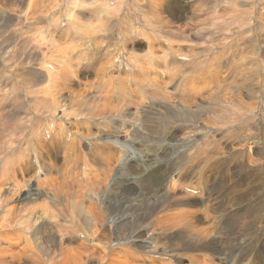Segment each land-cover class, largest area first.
I'll list each match as a JSON object with an SVG mask.
<instances>
[{
	"label": "rangeland",
	"instance_id": "obj_1",
	"mask_svg": "<svg viewBox=\"0 0 264 264\" xmlns=\"http://www.w3.org/2000/svg\"><path fill=\"white\" fill-rule=\"evenodd\" d=\"M104 7L119 10L114 15ZM80 22L98 26L90 46ZM32 36L44 50L78 51L61 70L53 61L58 57L51 65L39 61L44 50L33 46ZM11 47L18 59L33 57L30 68L44 73L42 80L21 79L26 72L11 64ZM84 48L99 56L84 58ZM120 50V70L101 75ZM50 69L58 74L54 83L45 76ZM80 98L113 112L92 117L84 106L74 117ZM80 116L91 118L76 121ZM112 119L116 129L109 132ZM113 134L119 136L104 139ZM120 148L145 160L144 171L123 160ZM82 153L89 173L75 161ZM166 162L165 177L181 178L191 189L203 185L206 200L183 210L188 193L175 179L150 190L126 172L132 167L139 176ZM32 167L41 174L34 177ZM67 178L92 181L95 190L71 192L75 185ZM71 199L89 208L88 231L79 228L86 223L76 222V212L71 215ZM0 202V264H234L252 251L260 254L264 0H0ZM115 209L134 213L126 221L137 233L134 243L115 237L109 217Z\"/></svg>",
	"mask_w": 264,
	"mask_h": 264
},
{
	"label": "bare ground",
	"instance_id": "obj_2",
	"mask_svg": "<svg viewBox=\"0 0 264 264\" xmlns=\"http://www.w3.org/2000/svg\"><path fill=\"white\" fill-rule=\"evenodd\" d=\"M74 1V0H73ZM78 2H79V0H77ZM74 3V2H73ZM75 5L77 4V3H74ZM101 11H103V12H107V13H109V12H113V14L115 15L116 13H118V10H119V8H113V9H111V7H110V9H106L105 7L104 8H102V9H100ZM70 12H72V11H70ZM70 16H73L72 14L70 15ZM75 18L76 17H72V19L73 20H75ZM107 18V17H106ZM110 18H112V17H110ZM237 18V17H236ZM79 20H80V18H78V22H79ZM104 21V20H103ZM112 21V20H111ZM48 23H50L49 21H47ZM102 23V22H101ZM80 27H85V29H84V35H82L81 37L82 38H84V40H87L88 39V42H87V44H88V46H90V42L91 41H89L90 39H91V37L93 38V37H95V34H98L99 33V31H98V26L97 25H93V24H91L90 26L88 25V26H86V25H84V24H82V22H80V24H78ZM84 25V26H83ZM117 25V24H116ZM24 26V25H23ZM22 26V27H23ZM21 27V26H20ZM114 27V26H113ZM117 27V26H116ZM119 27V26H118ZM118 27L116 28V30H115V32H117V30H120V31H122V28L121 29H118ZM16 29H18V28H16ZM50 29V26L48 25L47 26V31ZM114 29H115V27H114ZM113 29V30H114ZM81 28H80V34H81ZM16 31V30H15ZM12 33V32H11ZM27 33V32H26ZM35 34H37V33H35ZM34 34V35H35ZM115 34V33H114ZM118 34V33H117ZM217 34V33H216ZM6 35V34H5ZM120 35V34H119ZM49 36V35H48ZM30 37V36H29ZM28 37V38H29ZM32 38V43H33V46H35V48H38L39 50L41 49V48H43L42 50H44V45L39 41V38H38V36H32L31 37ZM13 40V39H12ZM49 41L51 40V39H48ZM48 40L46 39V40H44V41H46V42H48ZM86 42V41H85ZM3 44V43H2ZM16 44V43H15ZM75 44V43H74ZM116 44V43H115ZM82 45H84V44H82ZM87 46V47H88ZM12 48V50H9V53H10V51H11V64H13V65H15V63H17V66L19 67V68H21L22 70H25L24 72H26L23 76H21V74H20V77H21V79H24L25 81H30V83L29 84H32V83H34L35 82V79H39V80H42L43 79V76H44V73H42V74H40V73H37V72H35V71H32L31 70V68H30V66L32 67V64L31 63H33V57L32 56H28V55H24V56H22L20 59H18V57H17V50L14 48V47H11ZM28 48V47H27ZM25 49V48H24ZM47 49V50H46ZM43 52H42V50H40L41 52H42V54H40V57H39V61L40 60H44V61H46V65H51L52 64V59H53V57L54 58H56V57H58V58H56V59H53V61H56L57 62V67H59L61 70H62V68L63 67H65V66H67V62L69 61V56L70 57H73V51L75 50V52H74V55L76 54V52L78 51V49H77V47H75V49L74 50H72V53L69 55V50L66 48V47H60V48H56V50L55 51H52V50H50V49H48V48H46ZM81 49V48H80ZM35 50V49H34ZM84 50H87V48H84ZM92 50V49H91ZM122 50V49H121ZM121 50H120V52L116 55V57L115 58H117V62H112V66L111 67H105L103 70L105 71L104 73H102L101 75H104V74H106V73H108V72H110V71H113V70H120V65H121V63L123 62V54L121 53ZM95 51V50H94ZM117 51H118V49H117ZM23 52V51H22ZM93 52V51H92ZM92 52H90V50H87V51H85V53L83 52V53H81V54H84V58H87V55H96L97 54V52H94V53H92ZM99 52V51H98ZM115 52H116V50H115ZM122 52H123V50H122ZM19 53V52H18ZM24 53V52H23ZM100 53V52H99ZM14 54V55H13ZM22 54V53H21ZM37 54V53H36ZM116 54V53H115ZM114 54V55H115ZM80 55V54H79ZM102 55V54H101ZM100 55V56H101ZM108 54H106V56H107ZM99 56V55H98ZM98 56H95V57H98ZM113 56V55H112ZM111 56V57H112ZM104 57V56H103ZM15 58V59H14ZM114 59V57H112V60ZM38 60V59H37ZM115 60V59H114ZM21 63H20V62ZM55 62V63H56ZM54 63V62H53ZM45 63H41L40 64V67H42V68H45ZM16 66V65H15ZM16 66V67H17ZM23 67V68H22ZM170 68H172V67H170ZM169 68V69H170ZM18 69V68H17ZM166 70H168V69H166ZM171 70V69H170ZM19 71V70H18ZM13 72V71H12ZM171 72V71H170ZM112 73V72H111ZM169 74V73H168ZM150 75V74H149ZM167 75V74H166ZM45 76L47 77V78H49V83H54V79H58V74L55 72V70L54 69H50V71H46L45 72ZM67 78H68V80H70L71 81V78H72V76H67ZM154 80H155V78H153L151 81L152 82H150L149 83V85L148 86H153V84H154ZM23 81V80H22ZM106 81L104 80L103 81V83H105ZM108 82V81H107ZM109 83H111L110 81H109ZM137 85V84H136ZM102 89H104V88H102ZM250 89V88H249ZM13 90V88H11V91ZM107 90H109V92L111 93V91H112V89L111 88H107ZM104 91H106V90H104ZM15 93V92H14ZM106 93V92H105ZM130 93V92H129ZM129 93H125V94H129ZM95 95V94H94ZM93 95V96H94ZM120 95V94H119ZM130 95H131V93H130ZM99 96H101V95H99ZM89 102V100H87V99H82V98H80L78 101H77V103H76V105L77 106H80L81 108H80V110H77V111H75L73 114H74V117L76 116V114L77 115H79V114H82V111L84 110V111H86V109L85 108H83L84 106H87L88 107V111L87 112H89V113H87V114H89L90 116H97V117H101V116H104V115H106V114H112V112H113V109H110V111H108L107 112V110L108 109H106L105 107H103V108H98L97 107V104H95V103H93V106H92V102L91 103H88ZM132 103H134V102H132ZM235 103V102H234ZM135 106V105H134ZM100 109V110H99ZM99 112L97 115H94L95 114V112ZM117 111V110H116ZM227 111V110H226ZM254 111V110H253ZM77 112V113H76ZM79 112V113H78ZM76 113V114H75ZM72 114V115H73ZM159 115V114H158ZM189 115V114H188ZM90 116H80V117H78L77 119H76V121H78L79 119L82 121H84V120H86V118H91ZM174 118V117H173ZM122 121H123V119H122ZM222 121V120H221ZM224 121V120H223ZM110 122V124H109V126H111V129L109 130V132H112V129L115 131V127H114V123H115V120L114 119H112V120H110L109 121ZM108 122V123H109ZM185 122V121H184ZM80 123V122H79ZM107 123V124H108ZM233 123V122H232ZM81 124V123H80ZM79 125V124H78ZM31 126V125H30ZM32 126H34V125H32ZM80 126V125H79ZM78 126V127H79ZM34 128V127H33ZM79 128H82L81 126L79 127ZM78 128V129H79ZM106 128L107 127H105V130H106ZM87 129V128H86ZM33 130V129H32ZM35 131V130H34ZM30 132H31V130H30ZM60 133V132H59ZM62 134V133H61ZM35 135V134H34ZM64 135V134H63ZM42 136H44V135H42ZM50 136V135H49ZM109 136H112V137H114V136H119L118 134H113V135H107V137H105L104 139H107V138H109ZM41 137V136H40ZM45 137V136H44ZM47 137V136H46ZM54 137V136H53ZM64 137V136H63ZM37 138V137H36ZM64 138H66V137H64ZM118 138V137H117ZM140 138H141V136H140ZM144 138V137H143ZM25 139V138H24ZM41 139H42V137H41ZM44 140V139H43ZM42 140V141H43ZM28 141V140H27ZM26 141V142H27ZM17 142H19V141H17ZM17 142H13L12 144H11V147L15 144V143H17ZM96 142V141H95ZM120 142V141H119ZM126 142V141H125ZM136 142V141H135ZM38 142H36V144H37ZM156 143V142H155ZM25 144V143H24ZM131 144V143H130ZM138 144H139V142H138ZM19 145H20V143H19ZM18 145V146H19ZM25 146V145H24ZM30 146V145H29ZM44 146V145H43ZM126 146H127V144H126ZM17 148V147H16ZM30 148H31V150H33V146L32 147H29L28 149L30 150ZM37 148V146L34 144V149H36ZM115 148V147H114ZM28 149H27V151H28ZM116 149V148H115ZM13 150V149H12ZM16 150H18V149H16ZM21 150V149H20ZM24 150V149H23ZM26 150V149H25ZM24 150V151H25ZM30 150V152H33V151H31ZM37 150V149H36ZM14 151V150H13ZM81 151V150H80ZM118 151H122L123 153H122V158H123V160H130L137 168H141L142 170L145 168V160H143V159H141L140 161H138L140 158L139 157H137V156H135V155H133V154H128V152H125L122 148H120ZM15 153V152H14ZM20 153H21V151H20ZM23 153V152H22ZM118 153V152H117ZM16 154V153H15ZM33 154V153H32ZM93 154H95V152L93 151ZM115 154H116V152H115ZM114 154V155H115ZM143 154V153H142ZM117 155V154H116ZM142 156V155H141ZM140 156V157H141ZM15 157V156H14ZM35 157V156H34ZM86 156H84V154L82 153V155L80 156V157H77V159L75 160L77 163H81L82 161L84 162V164H85V166L86 167H82V168H84L85 170H84V172L86 173H89L88 171H86V169H89L88 167V161H86V158H85ZM117 157L119 158V156L117 155ZM143 157V156H142ZM97 158H98V156H97ZM101 158V157H100ZM94 159H96V158H94ZM148 159H150V158H148ZM151 160V159H150ZM124 164H126V163H124ZM98 165V164H97ZM151 167V169H150V171H149V168ZM168 167H169V163L168 162H166V163H164V164H161V165H158L157 164V168H156V166H153L152 164L148 167V173L147 172H145V174H140L139 176L137 175L138 173H136L135 171V169H133L132 167H130V170L129 171H127L126 170V172H127V175L129 176V180H131V179H136L137 180V182L140 184V186H142V187H150V190H152V188L153 187H156V188H160V187H158V186H156V185H158V184H160L161 182L162 183H165V181H166V179L167 180H173V179H175V184H177V185H180L181 184V189L184 191V192H186V193H188L187 195H184L185 197L184 198H186L187 199V203L185 204V206H183L184 205V203H183V210L185 209V208H187V210L189 209H193V203H195V202H197L198 200H204V197H205V195H206V192H205V189H204V186L203 185H200V184H197V183H195L196 185V188L194 187V188H192L191 189V187L189 186V185H185V184H182L181 183V181H180V179L181 178H176V177H173L172 175H171V177H165V175L167 176L168 175V173H169V170H168ZM78 169V168H77ZM119 169H120V167H119ZM32 170V172H35V171H37V173H35L34 174V177L35 176H37L38 174H41L40 173V169H38V167H32L31 169H30V171ZM83 170V169H82ZM144 171V170H143ZM147 171V170H146ZM82 173H83V171H81ZM152 172H155L156 173V175H157V177H154V176H152ZM84 173V174H85ZM121 172H118V174H120ZM147 173V174H146ZM80 174V173H79ZM174 176H176V175H174ZM72 177H79V176H77V174H74ZM117 179H119V177H116ZM158 178V179H157ZM84 179V178H83ZM87 179V178H86ZM85 179V180H86ZM125 179V178H124ZM123 179V180H124ZM70 179H68L67 178V180H66V182H68V183H70L71 181H69ZM135 180V181H136ZM76 181H79V179L78 180H76ZM80 181H82V179H80ZM133 181V180H132ZM176 181H178V183H176ZM90 182V181H89ZM184 183V182H183ZM72 186H74L75 185V187H71L70 188V190H71V192H73L74 190H76V189H79V191L80 190H82L85 186H87L88 187V190L90 191V189L92 188V189H94L95 190V187H94V184H93V182L91 181L89 184L90 185H88L87 183H85V184H83V185H80V184H75V183H70ZM74 184V185H73ZM190 188H189V187ZM91 187V188H90ZM173 188V187H172ZM173 191H175L174 189H172ZM77 191V190H76ZM92 191V190H91ZM97 192V191H96ZM178 192V191H177ZM91 193V192H90ZM99 193V192H98ZM170 193V192H169ZM190 194H192L194 197H192ZM34 194L32 193V196H33ZM190 195V196H189ZM88 195L86 194V196H85V199H86V197H87ZM136 196V195H135ZM167 197H168V194H167ZM182 197V196H181ZM207 197V196H206ZM206 197H205V200H206ZM177 198V197H176ZM82 200L84 199V198H81ZM134 199H136V198H134ZM173 199H174V197H173ZM180 199V198H179ZM100 200V199H99ZM137 200V199H136ZM168 200V199H167ZM167 200H165L164 199V201L162 200V202H161V205L163 206V203L164 202H168ZM102 201V200H101ZM180 201V200H179ZM182 201H183V199H182ZM195 201V202H194ZM71 205H73V207H72V209H71V215H74L75 214V212H76V217H77V215H79V217L76 219V222L78 223V224H80V223H86L85 224V227H83V226H80L79 228H81V229H84V230H86V231H88L89 229H88V226H87V224H91V219L89 220L88 219V217L86 216V215H84L85 213H87L88 212V209L89 208H86V211H84V202L83 201H79L78 199L76 200H72L71 199ZM2 202H0V204H1ZM207 203V202H206ZM169 204H170V202H169ZM175 204V203H174ZM179 204V203H178ZM43 205V204H42ZM135 205L137 206V202L135 203ZM166 205H168V203H166ZM181 205V204H180ZM131 207V209L134 211V210H137V207ZM45 207V206H44ZM46 208V207H45ZM161 208H163V207H161ZM43 209V208H42ZM91 210V209H90ZM186 210V214H188L190 211H187ZM30 211V210H29ZM35 211V210H34ZM43 211V210H42ZM44 211H45V209H44ZM43 211V212H44ZM183 213V212H182ZM32 214V213H31ZM189 214H191V212L189 213ZM33 215V214H32ZM81 215V216H80ZM132 215H134V213H130V212H128V213H123V212H119V211H117L116 209L115 210H113L112 212H110V215H109V217H110V219H113V222H114V226H115V237L117 236V238L118 239H122V238H126L127 236L129 237L128 239H131V242H135V240H136V235H137V233H135V232H132V231H129L128 229H126V221H127V219H128V217L129 216H132ZM91 216H92V214H91ZM143 217H145V213H143ZM179 218V217H178ZM94 219V218H93ZM183 221V220H182ZM187 220H185V222H186ZM178 222V221H177ZM180 223V222H179ZM181 224H182V222H181ZM186 230H187V228H186ZM128 232V233H127ZM189 232V231H188ZM93 233V234H92ZM92 235H94L95 234V231L93 230L92 231ZM125 234H127V235H125ZM191 235V234H190ZM203 236H204V234H200V235H195V239L197 240V242L199 241H202L203 240ZM215 236H217V233L215 232ZM147 237V236H146ZM146 237H143V243L144 244H146L145 242H146V240H147V238ZM194 237V236H193ZM193 239V238H192ZM215 239H218V240H220L221 239V237H220V239H219V235L217 236V238H215ZM206 241V240H205ZM128 242H130V241H128ZM150 243V242H149ZM205 244V243H204ZM211 244V243H210ZM216 243H213V245H215ZM130 246V245H129ZM128 245H127V247H129ZM131 246L132 247H134L132 244H131ZM147 246V245H146ZM145 247V246H144ZM121 248H122V246H121ZM256 249L255 250H257L260 254H257V252L255 253V252H253L252 250V252L250 253V254H248L249 256H247L248 257V260H247V258H243L242 256H240V257H242L241 259H240V257H238L237 258V256H235V260H237V259H240L239 261H237V263L235 262L234 264H241V262H242V264H261L262 262H261V260H260V258H259V256H263L264 257V255H261V254H263L264 253V246L263 245H258L257 247H255ZM147 249V248H146ZM245 254H247V253H245ZM259 255L258 257H256V258H254L253 256L254 255ZM215 256V255H214ZM213 256V257H214ZM212 258V257H211ZM216 259V258H215ZM232 259V258H231ZM85 263H87L86 261L85 262H81V264H85ZM233 264V263H232Z\"/></svg>",
	"mask_w": 264,
	"mask_h": 264
}]
</instances>
